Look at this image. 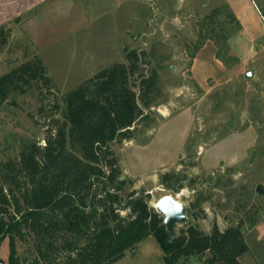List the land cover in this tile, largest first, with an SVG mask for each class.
I'll use <instances>...</instances> for the list:
<instances>
[{
  "label": "rangeland",
  "instance_id": "374dc122",
  "mask_svg": "<svg viewBox=\"0 0 264 264\" xmlns=\"http://www.w3.org/2000/svg\"><path fill=\"white\" fill-rule=\"evenodd\" d=\"M232 5L240 14L238 32ZM214 10L209 28L205 19ZM22 14L0 27V78L39 58L52 84L22 83L0 97V176L29 145L45 146L52 120H63L67 92L116 63L129 64L128 53L138 51L140 72L158 71L161 96L151 127L140 125L133 140L112 146L121 178L132 182L126 192L150 194L154 209L173 196L205 235L243 222L246 251L239 263L264 264V196L256 191L264 186V0H42ZM223 34L230 46L225 62L206 40ZM167 173L185 178L180 192L161 185ZM17 250L27 262L38 256L31 237ZM9 254L6 239L3 264ZM162 254L150 236L115 264H161ZM210 258L206 252L189 264H212Z\"/></svg>",
  "mask_w": 264,
  "mask_h": 264
},
{
  "label": "trees",
  "instance_id": "16d2710c",
  "mask_svg": "<svg viewBox=\"0 0 264 264\" xmlns=\"http://www.w3.org/2000/svg\"><path fill=\"white\" fill-rule=\"evenodd\" d=\"M217 13L205 19L207 27L213 26ZM231 14L238 32L241 24ZM206 40L215 42L216 57L225 62L228 36L210 35ZM127 59L129 64L116 63L67 92L63 120H52L45 146L29 145L17 162H8L2 170L0 247L9 239V264H115L150 236L156 237L164 264H188L206 252L212 264H240L246 251L243 222L225 231L214 226L210 235L189 223L172 237L163 216L149 205L150 194L126 192L132 182L121 178L112 146L133 140L140 125L151 127L152 108L161 96L158 71L140 72L138 51L129 52ZM38 80L50 89L52 80L36 58L0 78V97ZM133 80L138 83L132 85ZM45 107L43 99L41 114ZM53 111H61L59 102ZM184 180L170 173L160 177L161 185L176 193L184 188ZM29 237L38 253L31 262L22 260L17 250L18 242Z\"/></svg>",
  "mask_w": 264,
  "mask_h": 264
},
{
  "label": "water",
  "instance_id": "95a60500",
  "mask_svg": "<svg viewBox=\"0 0 264 264\" xmlns=\"http://www.w3.org/2000/svg\"><path fill=\"white\" fill-rule=\"evenodd\" d=\"M252 74L249 73L247 78H251ZM257 193L261 196H264V186L258 185L256 189ZM155 210L158 214L164 218V226L168 234L172 237H176L177 228L179 226H185L189 224L190 219L188 217V208L187 206L176 200L173 196L167 195L162 197L155 205ZM74 242H71L73 245Z\"/></svg>",
  "mask_w": 264,
  "mask_h": 264
},
{
  "label": "crops",
  "instance_id": "0c3cea01",
  "mask_svg": "<svg viewBox=\"0 0 264 264\" xmlns=\"http://www.w3.org/2000/svg\"><path fill=\"white\" fill-rule=\"evenodd\" d=\"M3 4V9L0 11V27L12 22L14 19L22 16V12L31 8L36 3L42 0H1ZM234 15L238 20L240 17L238 9L236 10L235 6L232 5ZM259 12V10H257ZM260 13V12H259ZM164 254L160 255L161 264H164L163 260ZM189 264V263H188Z\"/></svg>",
  "mask_w": 264,
  "mask_h": 264
},
{
  "label": "built area",
  "instance_id": "2783aa9c",
  "mask_svg": "<svg viewBox=\"0 0 264 264\" xmlns=\"http://www.w3.org/2000/svg\"><path fill=\"white\" fill-rule=\"evenodd\" d=\"M0 264H3V262L0 260Z\"/></svg>",
  "mask_w": 264,
  "mask_h": 264
}]
</instances>
